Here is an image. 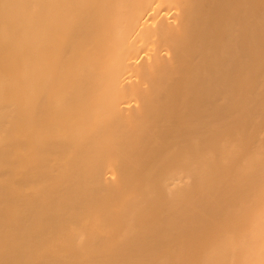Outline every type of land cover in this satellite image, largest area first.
<instances>
[{
  "label": "bare ground",
  "instance_id": "1",
  "mask_svg": "<svg viewBox=\"0 0 264 264\" xmlns=\"http://www.w3.org/2000/svg\"><path fill=\"white\" fill-rule=\"evenodd\" d=\"M0 264H264V0H0Z\"/></svg>",
  "mask_w": 264,
  "mask_h": 264
}]
</instances>
